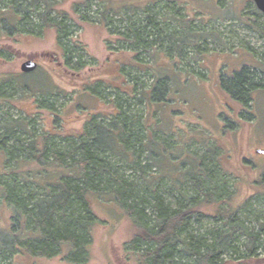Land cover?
Listing matches in <instances>:
<instances>
[{
  "label": "rangeland",
  "instance_id": "1",
  "mask_svg": "<svg viewBox=\"0 0 264 264\" xmlns=\"http://www.w3.org/2000/svg\"><path fill=\"white\" fill-rule=\"evenodd\" d=\"M126 1V5L138 6L137 12L145 18L147 14L142 9L148 7L158 11L154 14L162 19L163 24H168L164 35L168 37L167 44L158 45L153 50L157 55L155 73L169 78L167 93L163 95L161 90L156 102L150 100L145 104V101L132 100V109L143 116L142 123L144 117L146 124L149 119L151 140L160 136V139L168 140L169 146L173 145L174 152L165 149L158 162L169 160V154L176 153L182 144L200 156L206 152L203 143L216 144L218 160L215 157V161L220 172L216 174H221L233 191L228 203L237 207L246 199L259 195V199L252 200V210L259 212L262 215L260 220L264 222V152L258 151H264V13L254 0H59L62 16L69 21L71 37L79 44L75 54L82 55L87 62L84 67L76 64L77 58L73 59L71 67L66 66L56 27L42 25L33 11L29 12L30 16L41 24L34 34L13 33L14 29H10L13 33L10 35L7 29L1 33L0 27V85L3 86L0 92V133L4 131L6 118L28 121L27 128L31 132L16 131V135L7 136L2 141L4 146L22 144L16 143V137L22 136L29 138L23 143L27 150L34 139L42 147L45 138L56 131L57 126L59 132L74 133L82 129L92 112L104 117L111 115L112 104L96 98L91 87L98 81H101L100 89L103 84L107 85L108 88L102 90L105 97L107 91L113 95L109 90L116 87L131 91L132 79L124 70L132 76L138 75L146 90L153 88L154 76L144 74V70L155 60L154 53L133 48L122 50L119 30L112 27L110 32L99 22L103 10L119 9ZM86 2L90 3L88 7ZM5 6L0 3V10ZM85 14L88 20H83ZM52 16L58 18L59 15L53 12ZM171 42L177 46L173 45L171 52L167 53L165 48ZM180 49L183 56H179L182 54ZM148 53L153 55L148 57ZM27 59L36 60L39 66L33 73L23 74L26 72L21 70V65ZM244 66L251 82L258 83L252 91L253 100L245 103L234 98L222 85L228 75ZM38 104L45 105L39 107ZM142 132L146 134V131H140V134ZM151 155L155 156L154 153ZM3 157L0 150V180L4 182L10 173L7 166L14 167L16 160L8 158L6 166ZM152 159L144 152L139 161L145 164ZM32 165L37 166L34 162L22 165L18 170L14 168L15 171L28 172L24 168ZM118 167L128 176L137 174V179L142 181L132 164V154L121 160ZM151 173L158 176L160 171L152 165L149 175ZM27 176V180L21 179L23 183L42 194L43 186H39L30 173ZM45 177L51 179L50 170ZM164 180L170 181L168 178ZM168 182L165 193L174 201L173 194L179 193L171 189ZM1 191L0 187V194ZM92 206L96 223L91 231L87 264H147L140 252L127 248L138 231L127 216L116 206L98 198ZM219 209L217 204H203L200 207L203 211L201 222L195 223L198 230L217 228L222 222L216 219ZM12 221L11 208L0 196V229L12 230V224L15 225ZM248 223L255 224L251 220ZM0 260L4 262L2 264H68L62 256L29 258L15 254L4 260L0 255Z\"/></svg>",
  "mask_w": 264,
  "mask_h": 264
},
{
  "label": "trees",
  "instance_id": "2",
  "mask_svg": "<svg viewBox=\"0 0 264 264\" xmlns=\"http://www.w3.org/2000/svg\"><path fill=\"white\" fill-rule=\"evenodd\" d=\"M87 2L85 6L88 7L90 3ZM0 3L6 5L0 10L1 33L6 29L10 35L36 33L41 24L30 16L29 12L33 11L42 25L56 27L66 66L71 67L74 58L82 67L87 64L82 55L75 54L79 44L71 37L69 21L62 16L64 13L59 9V0H0ZM127 3H122L119 9L103 10L99 18L110 32L112 27L119 30L120 48L153 52L156 46L167 44L168 37L164 35L168 24H163L162 19L154 14L159 12L148 7L142 9L147 14L145 18L137 12L138 6ZM41 5L44 8L41 9ZM53 12H57L59 19L52 16ZM87 17L85 14L82 18L88 20ZM10 29H14L13 33ZM173 45L177 46V43L171 42L165 51L170 53ZM153 53L155 60L144 70V74L152 73L154 76L153 88L146 90L138 75L132 76L124 70L132 79L131 91L112 88L109 91L113 95L107 91L108 100V96L102 95V90L108 86L102 83L100 89L101 81L96 82V86L91 87L92 94L112 104L113 113L106 117L98 112L90 113L78 132H59L57 126L56 131L52 130V134L45 138L42 147L34 139L27 150L23 143L29 138L22 136L16 137V143L22 144L5 147L2 141L7 136L16 135L20 130L22 133L31 132L26 120L4 119V131L0 133L4 165L7 166L6 160L10 158L16 160V170L34 162L37 166L32 165L24 168L28 172H21L8 165L10 173L7 172V180H0L1 199L10 206L11 220L15 224H12V230L0 229L2 260L22 254L29 258L62 256L68 264H87L92 244L91 231L96 223L92 205L98 198L116 206L136 226L138 231L127 248L140 252L147 264H264V222L260 220L262 215L252 210V200L259 199V195L246 199L237 207L228 203L233 191L221 174H216L220 173L216 164V144L210 145L206 140L207 143H203L204 156L182 144L176 153L169 154V160L158 162L165 149L169 153L174 152L173 145L169 146L168 140L160 139V136L151 140L148 116L147 124L146 117L142 123L143 116L132 109L134 99L146 104L150 100H159L161 90L163 95L167 93L169 78L155 73L157 55L155 51ZM179 53H182L179 56L184 55L181 49ZM150 55L153 54L148 53V57ZM227 77L222 85L234 98L244 103L253 100L252 91L258 83L251 82L246 66ZM2 91L3 86L0 85ZM44 105L38 104L39 107ZM140 131H146V134H140ZM59 136L61 138L57 139ZM144 152L153 158L145 164L139 161ZM130 154L132 164L145 184L137 179V174L128 176L118 167L119 162ZM152 165L159 169L158 176L149 175ZM55 168L57 171H52ZM49 170L51 179L45 177ZM28 173L39 186H43L42 194L23 183ZM166 182L179 193L173 194L175 204V200L165 193ZM205 203L220 206L216 219L222 222L217 228L205 227L200 231L195 223L201 222L203 211L200 207ZM249 220L255 224H249ZM16 224L20 225L17 227Z\"/></svg>",
  "mask_w": 264,
  "mask_h": 264
},
{
  "label": "water",
  "instance_id": "3",
  "mask_svg": "<svg viewBox=\"0 0 264 264\" xmlns=\"http://www.w3.org/2000/svg\"><path fill=\"white\" fill-rule=\"evenodd\" d=\"M257 7L264 13V0H254ZM38 62L33 59H27L25 60L21 65V70L23 72H31L37 69ZM260 152H264L263 150H258Z\"/></svg>",
  "mask_w": 264,
  "mask_h": 264
},
{
  "label": "bare ground",
  "instance_id": "4",
  "mask_svg": "<svg viewBox=\"0 0 264 264\" xmlns=\"http://www.w3.org/2000/svg\"><path fill=\"white\" fill-rule=\"evenodd\" d=\"M39 66V65H38Z\"/></svg>",
  "mask_w": 264,
  "mask_h": 264
}]
</instances>
